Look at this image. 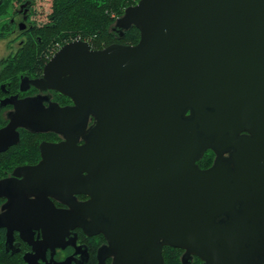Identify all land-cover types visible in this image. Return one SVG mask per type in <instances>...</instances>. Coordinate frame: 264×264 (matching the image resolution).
Returning a JSON list of instances; mask_svg holds the SVG:
<instances>
[{
	"label": "water",
	"instance_id": "1",
	"mask_svg": "<svg viewBox=\"0 0 264 264\" xmlns=\"http://www.w3.org/2000/svg\"><path fill=\"white\" fill-rule=\"evenodd\" d=\"M132 26L135 44H63L32 84L74 104L43 111L26 99L16 117L61 131L62 151L81 134L78 149L110 159L88 177L104 205L92 221L71 206L47 230L103 233L98 264L109 254L112 264H164V245L183 250L182 264H264V0H138L111 30L122 38ZM13 129H0V151ZM207 149L215 157L201 168Z\"/></svg>",
	"mask_w": 264,
	"mask_h": 264
},
{
	"label": "flooded vegetation",
	"instance_id": "2",
	"mask_svg": "<svg viewBox=\"0 0 264 264\" xmlns=\"http://www.w3.org/2000/svg\"><path fill=\"white\" fill-rule=\"evenodd\" d=\"M2 5L6 7L0 12V38L6 39V46L0 55V129L11 122L18 136L0 151V223L18 227L7 234V227L0 226V246L12 258L10 264H98L100 248L105 250L110 245L103 233L89 234L75 227L60 238L61 232L50 233L47 224H57L61 211L71 206H75L71 212L77 221H92L94 208L104 205L101 200L95 204V198L102 195L92 187L94 178L88 177L96 167L105 169L110 164V159H105L107 153L97 156L91 150L78 149L85 142L81 134L70 137L75 144L66 145L62 151L68 139L61 131L30 130L16 123L31 98L36 101L33 108L43 111L74 104L69 96L39 88L32 81L42 77L44 65L54 52L75 39L49 44L46 39L53 23L47 17L40 24L34 0H1ZM92 125L90 115L85 130ZM100 157L104 160H96ZM214 157L213 152L207 165H199L202 157L197 163L207 168ZM103 261L112 264L113 255H106Z\"/></svg>",
	"mask_w": 264,
	"mask_h": 264
},
{
	"label": "trees",
	"instance_id": "3",
	"mask_svg": "<svg viewBox=\"0 0 264 264\" xmlns=\"http://www.w3.org/2000/svg\"><path fill=\"white\" fill-rule=\"evenodd\" d=\"M138 0H51V11L47 15L53 23L52 31L47 34L48 43L63 44L72 39L86 40L94 48H102L112 42L135 44L139 39V30L132 26L125 30L122 38L116 37L111 30L114 20L124 9ZM5 5L0 7L3 11ZM57 42V43H56ZM54 44V45H55ZM48 45V44H47ZM47 46H45L46 48ZM44 57V54L42 55ZM213 152L207 150L198 161L207 165L212 161ZM1 242V241H0ZM182 249L165 245L162 248L164 264H182L179 255ZM0 246V264H10ZM190 264H202L195 257Z\"/></svg>",
	"mask_w": 264,
	"mask_h": 264
},
{
	"label": "rangeland",
	"instance_id": "4",
	"mask_svg": "<svg viewBox=\"0 0 264 264\" xmlns=\"http://www.w3.org/2000/svg\"><path fill=\"white\" fill-rule=\"evenodd\" d=\"M34 4H35V10H36L37 15H38L37 16L38 20H39V22L41 24L44 21H46L47 15L51 11V0H34ZM5 46H6V39L5 38L4 39L0 38V55H2L4 53L3 51H5ZM181 253H182V251H181ZM181 253L179 255V259L181 258Z\"/></svg>",
	"mask_w": 264,
	"mask_h": 264
}]
</instances>
